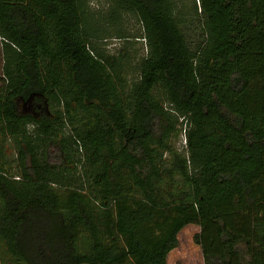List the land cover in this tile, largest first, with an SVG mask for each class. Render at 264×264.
Wrapping results in <instances>:
<instances>
[{
  "label": "trees",
  "instance_id": "1",
  "mask_svg": "<svg viewBox=\"0 0 264 264\" xmlns=\"http://www.w3.org/2000/svg\"><path fill=\"white\" fill-rule=\"evenodd\" d=\"M108 1L0 0L2 261L264 264V0Z\"/></svg>",
  "mask_w": 264,
  "mask_h": 264
},
{
  "label": "rangeland",
  "instance_id": "2",
  "mask_svg": "<svg viewBox=\"0 0 264 264\" xmlns=\"http://www.w3.org/2000/svg\"><path fill=\"white\" fill-rule=\"evenodd\" d=\"M87 2L89 11L94 14V17L96 20H99L100 25L98 26V29L100 28L101 32L105 33H111L114 34V28L108 26L105 21L101 19V16H107L108 11L111 8V5L109 4L108 0H84ZM198 3V1H197ZM192 2L190 0H186L185 6L186 8L191 6ZM122 24L124 27V30L131 35H138L141 31V25L138 21V19L133 15H124ZM115 37V36H113ZM1 42V41H0ZM106 42V50L110 54H114L117 52L118 49H120L122 46H124V42L116 39V38H109L105 40ZM133 45L131 51L134 56L142 57L146 54V49L144 48V44L141 42H132L131 45ZM3 69V62L2 59H0V75L2 74ZM185 132H181V135L178 138L172 139L171 144L172 146L177 149L179 152H184L185 150V139H184ZM6 147L11 150H13L14 155V144L12 142H8L6 144ZM199 227L196 225H191L186 227L180 234H179V246L170 253L168 257V264H205L202 251L200 246L196 243V235L199 233ZM3 254H1L0 251V264H7L4 263L2 260Z\"/></svg>",
  "mask_w": 264,
  "mask_h": 264
},
{
  "label": "flooded vegetation",
  "instance_id": "3",
  "mask_svg": "<svg viewBox=\"0 0 264 264\" xmlns=\"http://www.w3.org/2000/svg\"><path fill=\"white\" fill-rule=\"evenodd\" d=\"M37 111H36V110ZM26 110L28 111V112H33V114L35 115V116H37V114L39 113V110H40V105H36V103H31L30 104V107H28V108H26Z\"/></svg>",
  "mask_w": 264,
  "mask_h": 264
},
{
  "label": "water",
  "instance_id": "4",
  "mask_svg": "<svg viewBox=\"0 0 264 264\" xmlns=\"http://www.w3.org/2000/svg\"><path fill=\"white\" fill-rule=\"evenodd\" d=\"M47 110H48V108H47Z\"/></svg>",
  "mask_w": 264,
  "mask_h": 264
}]
</instances>
